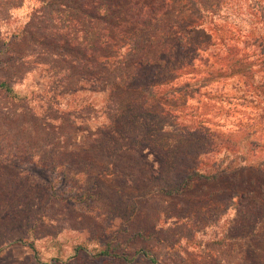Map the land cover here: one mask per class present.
Wrapping results in <instances>:
<instances>
[{
	"label": "rangeland",
	"instance_id": "rangeland-1",
	"mask_svg": "<svg viewBox=\"0 0 264 264\" xmlns=\"http://www.w3.org/2000/svg\"><path fill=\"white\" fill-rule=\"evenodd\" d=\"M28 2L0 0V264H264V0Z\"/></svg>",
	"mask_w": 264,
	"mask_h": 264
},
{
	"label": "trees",
	"instance_id": "trees-1",
	"mask_svg": "<svg viewBox=\"0 0 264 264\" xmlns=\"http://www.w3.org/2000/svg\"><path fill=\"white\" fill-rule=\"evenodd\" d=\"M130 1H134V4L132 5V7H134L135 9L137 7H140V5H142L143 7H147V10L148 11L143 12V13H146V16H147V19L148 20L155 19V17H154V15L156 14L155 13V9L157 11H160L161 8H159V6H162L163 7V5L166 4L165 3L166 0H159V2H150L148 0H130ZM174 1H176V0H174ZM156 6H158V7H156ZM109 12H111V10ZM138 12H139V14L137 13L138 16H137V14L134 15L135 18L140 17V15H141V9H139ZM97 18L99 19V17H97ZM146 21L147 20H145V22ZM100 35H101L100 33H97V35H96V44H99V41H100V46L101 47L98 48V50H99L98 52H101V54L99 56H96L95 54H90V55H87V56H88V59H90L91 61H93L94 64H98L100 58H103L102 64L105 66L108 63V61H109V59H110L111 56L105 52L104 48H110V44L108 43L109 40L111 41L110 43L112 45L115 43V41L113 40L114 37L111 34H109V37L111 36L109 40H103V38ZM70 45H71V43L67 47H69ZM92 46H94V45H92ZM72 47L75 49V48L78 47V44H75L74 43V45H73V43H72ZM95 52H96V50H95ZM1 87L2 88H5L8 92H11V90H12L11 86L7 82H5V81H3V82L0 83V88ZM178 189L179 188H176L175 190H169L166 187H163L162 188V190L165 191L169 195H171V194H173L175 192H180V190H178ZM142 253L144 255H146V256L149 255V252L146 251V250H142ZM98 255L99 256H104V257H114V258L129 259V257H128L127 254H125V253H119V252H114L110 247H107V248L102 249L101 252L98 253ZM130 259H132V258H130Z\"/></svg>",
	"mask_w": 264,
	"mask_h": 264
},
{
	"label": "crops",
	"instance_id": "crops-1",
	"mask_svg": "<svg viewBox=\"0 0 264 264\" xmlns=\"http://www.w3.org/2000/svg\"><path fill=\"white\" fill-rule=\"evenodd\" d=\"M6 2V5L14 7V8H26L28 1L31 0H4ZM42 3L47 0H40ZM52 1V0H51ZM55 2H58L59 0H54Z\"/></svg>",
	"mask_w": 264,
	"mask_h": 264
}]
</instances>
